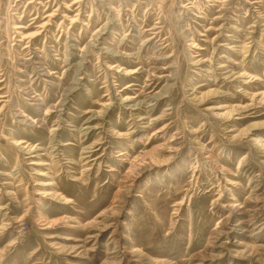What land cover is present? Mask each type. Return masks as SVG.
I'll return each mask as SVG.
<instances>
[{
	"label": "rangeland",
	"instance_id": "obj_1",
	"mask_svg": "<svg viewBox=\"0 0 264 264\" xmlns=\"http://www.w3.org/2000/svg\"><path fill=\"white\" fill-rule=\"evenodd\" d=\"M0 264H264V0H0Z\"/></svg>",
	"mask_w": 264,
	"mask_h": 264
}]
</instances>
